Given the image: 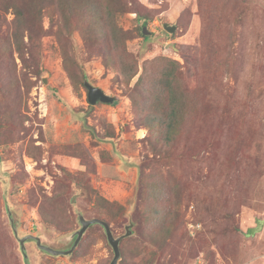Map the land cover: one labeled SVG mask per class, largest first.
Masks as SVG:
<instances>
[{
  "label": "rangeland",
  "instance_id": "374dc122",
  "mask_svg": "<svg viewBox=\"0 0 264 264\" xmlns=\"http://www.w3.org/2000/svg\"><path fill=\"white\" fill-rule=\"evenodd\" d=\"M12 1L0 0V264H111L100 225L69 255L38 247L71 250L80 217L116 238L130 227L118 264H264V0H123L114 23H71L59 39L58 13L27 0L23 32ZM86 81L117 104L91 106Z\"/></svg>",
  "mask_w": 264,
  "mask_h": 264
},
{
  "label": "trees",
  "instance_id": "16d2710c",
  "mask_svg": "<svg viewBox=\"0 0 264 264\" xmlns=\"http://www.w3.org/2000/svg\"><path fill=\"white\" fill-rule=\"evenodd\" d=\"M4 1V0H3ZM12 1V0H7ZM26 1L13 0L12 4L9 8H12L13 14L15 15L14 23L18 28H21L23 32L26 30V26L24 23H27V19L29 17L28 12L26 10ZM32 1V2H31ZM82 3L79 7L72 9L73 3L71 0H41V6H37V17H44L48 14L49 10L53 9L55 14L58 15V18L55 19L56 15H50V22H57L59 26V31L56 32V37L59 39L60 37L65 35L67 27L71 23H114L113 19L115 14L121 10V8L126 7L123 3V0H81ZM17 2V3H16ZM36 2V0H30V3ZM45 5L47 8L43 11ZM112 5H116V13L114 14L110 8ZM8 8V6H6ZM8 8V9H9ZM137 22L140 24L139 28L141 30V34L144 32L145 28L148 26V18L142 15H138ZM39 25L42 27V23L40 21ZM28 26V25H27ZM145 36V34H143ZM147 38V37H146ZM32 41V40H31ZM176 64V63H173ZM165 79L167 82H170L174 79V71L169 68L168 71L165 72ZM142 83V78L139 80L138 84ZM115 102L113 105H116ZM136 105V103L134 102ZM122 208V207H121ZM123 241V240H122ZM121 241V242H122ZM152 264V263H150Z\"/></svg>",
  "mask_w": 264,
  "mask_h": 264
},
{
  "label": "water",
  "instance_id": "95a60500",
  "mask_svg": "<svg viewBox=\"0 0 264 264\" xmlns=\"http://www.w3.org/2000/svg\"><path fill=\"white\" fill-rule=\"evenodd\" d=\"M165 29L169 33H173L176 30L175 27H168V26H165ZM84 85L88 91V102L91 106H95L98 103L113 105L116 102L115 97H111V96L107 95L102 89L91 85L88 81H86ZM80 223L82 225V229L76 233L77 238H76L75 244L71 250H69V251H56V250L51 249L50 247L43 246L41 244L40 240L37 239L38 247L40 249L52 254V255H59V256L60 255H69L74 251V249L80 243L81 239L83 238V236L85 235V233L87 232V230L91 226L100 225L104 228L106 236H107V240H108V242H109L110 246L112 247L114 254H115L114 259L111 262V264H118V262L121 258L120 243L123 239L128 238L132 235V232L130 231V227L126 228V234L124 236L116 238L113 235L109 224L102 221V220H99V219L86 220L84 217H80ZM21 243L23 245L24 240H22Z\"/></svg>",
  "mask_w": 264,
  "mask_h": 264
}]
</instances>
